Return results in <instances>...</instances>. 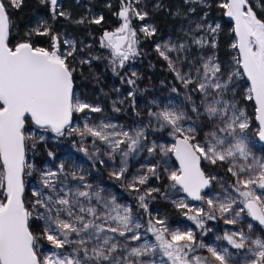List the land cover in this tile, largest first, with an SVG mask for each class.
<instances>
[{
	"label": "snow or ice",
	"instance_id": "obj_1",
	"mask_svg": "<svg viewBox=\"0 0 264 264\" xmlns=\"http://www.w3.org/2000/svg\"><path fill=\"white\" fill-rule=\"evenodd\" d=\"M38 2L47 13L25 25L21 36L12 13L25 0H0V264H264V154L254 151L264 145V0H220L223 15L234 21L230 58L220 55L222 27L209 19V0H182L174 12L168 9L181 20L180 34L156 43L155 51L180 85L171 92L179 96L183 89L182 101H150L155 110L149 108L148 122L132 127L93 119L104 108L79 91L76 80L86 78L85 67L107 59L128 86L126 95L111 101L112 111L126 110L120 106L127 102L140 115L141 77L123 70L158 31L148 22L146 0H119L113 15L120 23L112 30L102 13L73 18L60 0ZM61 18L86 29L100 26L98 44L107 56L86 51L93 45L58 29ZM242 81L246 88L239 87ZM245 101L254 102L255 126ZM67 136H78V151L95 163L104 165L105 156L119 160L110 178L134 193L135 203H120L82 169L31 162L29 152L34 157L41 147L55 160L46 145ZM143 153L149 162L130 173L129 159ZM33 173L26 200L25 176ZM162 181L166 189L153 183ZM158 197L195 229L173 227L167 216L150 211ZM216 220L240 225L216 236L235 251L198 238L196 230L203 237Z\"/></svg>",
	"mask_w": 264,
	"mask_h": 264
},
{
	"label": "rangeland",
	"instance_id": "obj_2",
	"mask_svg": "<svg viewBox=\"0 0 264 264\" xmlns=\"http://www.w3.org/2000/svg\"><path fill=\"white\" fill-rule=\"evenodd\" d=\"M94 14L97 13L88 12V14H85L84 16ZM35 19L32 22H34ZM211 20L212 19H210V21ZM82 28L84 34L81 37H76L71 32L67 30L66 31L68 33H71L74 38H78V40L83 41L84 43L93 45L91 49H87L86 51H90L102 56H107V51L99 47V38H97L98 40L95 39L94 34L90 30V27L88 26L86 29L84 26H82ZM169 39L175 38L173 36H166L160 38L158 41H156V43L167 42ZM155 45L151 52L144 51L140 48L141 55L136 58V60L130 65H127L123 70H135L141 77V79L137 81V84L141 90L138 93L137 97V111L140 113L139 116H136L133 113L132 109L127 107V102L123 106L118 105L122 107V109L126 110H122L119 113L112 111L111 101L117 99L121 94L126 95L128 86L125 84H121L119 78L112 74L111 69L108 67L107 59L95 61L91 70L85 67L84 72L86 78H78L76 80L78 89L79 91L85 92L90 98L101 104V106L104 108V113L96 114L93 119L98 120L108 117L111 118L114 122L123 124L126 127H132L140 121H143L144 123L148 122L147 112L149 108L151 107L152 110H155V106L151 105L150 101H160L161 106H163V104H166L169 99L173 98L174 102L176 103H180L182 101L183 89L181 88V94L179 96L171 92V88L173 86L180 88V85L174 79L173 74L167 71L166 62L163 61L156 53ZM156 71L160 72V75L163 78H155L154 73ZM94 77H98L99 83H97V80ZM239 87L242 88L241 84L239 85ZM115 88H120L121 92L116 93L115 91H113V89ZM105 93H107V95H105ZM243 106L247 109L248 115L252 117V113L250 112V102L245 101ZM76 122L80 123L78 120ZM255 124L256 122H254L253 120V126H255ZM150 139H157V136L153 135L150 137ZM78 141V136H67L50 140L46 145V149L52 151L55 154V160H51L49 157H47L45 148L43 147L39 149L38 154L34 157L33 154L29 152V157L31 158V162L41 167L46 165L48 167L55 168L57 164L64 162L66 167H76L78 169H82L86 174L87 180L94 186L104 188L106 190V193L111 192L112 194L116 195L120 203L134 204L135 201L133 199V196L135 194L126 192L124 188L121 187L119 181L110 178L109 173L113 170V168L118 167L119 160L114 163L112 161H108L107 157L105 156L103 157L106 160V163L104 165L95 163L94 160H90L87 156H85L83 152L78 151V149L81 147ZM261 147H264V145L257 143L256 148L254 149V151H257V155L264 154L258 151ZM148 162L149 160L147 157V153H143L139 157L130 158V173H135L142 164H147ZM170 163H173L178 167V164L175 162L174 158H172ZM217 171L218 174L223 178V180L230 179V176L226 173V171L213 170L212 174H217ZM35 179V173H33L32 176H25L26 200L30 199L29 189L34 186ZM153 183L155 186H161L162 189L167 188V181H162L159 184H156V182ZM220 190L221 189L219 184H216L214 186V191L219 192ZM190 203L199 204L200 202L190 201ZM139 211L141 215H143L142 210ZM150 211H154V213L158 212L160 215L167 216L169 222L173 227L187 226L195 229V225L193 224V222L181 216L180 211L174 208L169 200L158 197L153 203L150 204ZM237 227H240V225H228L225 224L223 220H216L209 221L207 223L206 228H210L212 230L208 232L207 235L200 237V231H196L198 238H202L205 243L216 244L221 247H229L230 251H235L231 249L229 245H227V241H217L216 236H222L226 231L234 230ZM204 254L207 255L206 251L204 252Z\"/></svg>",
	"mask_w": 264,
	"mask_h": 264
},
{
	"label": "trees",
	"instance_id": "obj_3",
	"mask_svg": "<svg viewBox=\"0 0 264 264\" xmlns=\"http://www.w3.org/2000/svg\"><path fill=\"white\" fill-rule=\"evenodd\" d=\"M63 4L64 10L70 12L73 18H79L88 14V10L97 14H104L107 23L104 25L108 30H112L118 26L120 21L116 16L113 15L115 11L118 10L119 0H60ZM111 2L112 8L106 7V4ZM220 0H209L211 7L205 9L209 14V19L219 22L222 27L221 32V50L220 55L222 58H230L232 50L228 47L233 39V34L231 28L233 26V21L223 15V10L218 7ZM155 3H161L162 7L160 10H154L153 5ZM147 4L150 11V20L148 22L156 25L158 31L155 37L143 40L140 48L144 51L151 52L154 48L156 41L160 38L166 36H173L176 38L180 34L181 20L170 15L168 9L175 11L176 7L182 6V0H147ZM47 7L40 5L38 0H25L24 5L18 9L14 10L12 13V19L18 26L19 34L22 36L25 30V25H29L38 15H46ZM202 14V12H198ZM58 29L67 30L74 34L76 37H81L84 34L81 25H76L61 18L59 22L55 25ZM91 32L94 34L95 39L101 35V27L96 25L89 26ZM155 78H163L160 72L156 71L154 73ZM246 84L242 81L241 87L246 88ZM250 102V112L254 120L255 116V106L253 102ZM255 122V120H254Z\"/></svg>",
	"mask_w": 264,
	"mask_h": 264
},
{
	"label": "water",
	"instance_id": "obj_4",
	"mask_svg": "<svg viewBox=\"0 0 264 264\" xmlns=\"http://www.w3.org/2000/svg\"><path fill=\"white\" fill-rule=\"evenodd\" d=\"M233 23H234V21H233ZM253 104H254V102H253ZM255 106V105H254ZM174 158V157H173ZM174 160H175V158H174ZM177 164H178V162L177 161H175Z\"/></svg>",
	"mask_w": 264,
	"mask_h": 264
}]
</instances>
